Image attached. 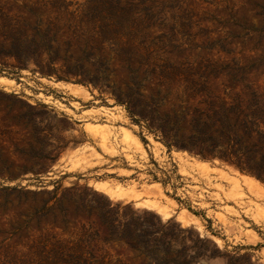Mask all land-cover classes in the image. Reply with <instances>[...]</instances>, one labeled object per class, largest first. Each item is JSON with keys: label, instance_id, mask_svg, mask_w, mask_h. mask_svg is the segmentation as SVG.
I'll return each mask as SVG.
<instances>
[{"label": "rangeland", "instance_id": "rangeland-1", "mask_svg": "<svg viewBox=\"0 0 264 264\" xmlns=\"http://www.w3.org/2000/svg\"><path fill=\"white\" fill-rule=\"evenodd\" d=\"M97 260L264 264V0H0V264Z\"/></svg>", "mask_w": 264, "mask_h": 264}, {"label": "trees", "instance_id": "trees-1", "mask_svg": "<svg viewBox=\"0 0 264 264\" xmlns=\"http://www.w3.org/2000/svg\"><path fill=\"white\" fill-rule=\"evenodd\" d=\"M119 203H111L110 201H107L103 204H101L98 208H96V216L100 222H104L105 218L108 217L107 225H108V236L111 238H117L122 239L127 242L130 247L135 248L139 250L140 252L146 254V255H153L155 254L159 248H162L164 246V242H162L163 236L166 233V228L168 226V222L162 223L158 218L154 217H148L150 214L144 213L143 216L138 217L134 213L126 214V220L121 221L119 219ZM137 216V217H136ZM137 220L139 225H143L145 222L148 223L149 228L142 229V233L137 235V238L134 240V245L131 244L129 241L132 238L131 232L129 231V226L131 225V222ZM80 237V239H83L84 233ZM96 235V233H93ZM168 244V242L166 243ZM78 260L85 261V257L83 256V253L80 252L77 254ZM102 261V259L100 260ZM97 264H99V261H96Z\"/></svg>", "mask_w": 264, "mask_h": 264}]
</instances>
